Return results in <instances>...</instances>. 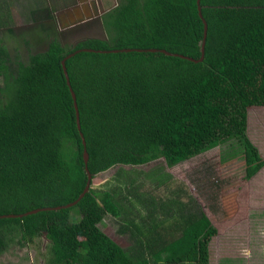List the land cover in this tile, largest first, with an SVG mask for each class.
Returning <instances> with one entry per match:
<instances>
[{
  "label": "trees",
  "instance_id": "16d2710c",
  "mask_svg": "<svg viewBox=\"0 0 264 264\" xmlns=\"http://www.w3.org/2000/svg\"><path fill=\"white\" fill-rule=\"evenodd\" d=\"M199 5L206 22L201 61L146 51H80L64 61L89 183L114 165L162 157L171 166L234 139L241 143L244 178L263 165L245 134V111L264 105V0ZM105 18L108 40L88 37L64 49L51 39L17 65L10 97L0 104V214L62 205L82 190V146L59 64L66 53L162 48L199 56L195 0H124ZM120 173H114L113 188L101 191L100 204L89 187L70 207L0 218V250L6 234L16 231L19 241L44 234L50 241L46 264H208L216 229L198 204L181 187H168L157 199L136 194ZM110 190L135 210L117 229L127 232L125 249L97 226L105 213L117 214ZM71 210L79 215L75 221H69ZM186 232V245L174 250L172 243ZM162 251L169 253L160 258Z\"/></svg>",
  "mask_w": 264,
  "mask_h": 264
},
{
  "label": "rangeland",
  "instance_id": "374dc122",
  "mask_svg": "<svg viewBox=\"0 0 264 264\" xmlns=\"http://www.w3.org/2000/svg\"><path fill=\"white\" fill-rule=\"evenodd\" d=\"M122 1L0 0V104L10 97L9 80L17 65L25 64L30 54L43 51L49 40L55 39L64 49L88 37L108 40L111 30L104 28L105 14ZM245 113V134L264 162V105L246 106ZM63 146L74 150L67 142ZM243 167L241 143L234 139L171 166L162 157L140 165L111 166L99 172L90 187L99 204L101 191L113 188L117 170L120 177L132 181L136 194L153 199L163 197L168 187H181L198 204L202 218L216 229L207 245L208 264H264V163L247 179ZM111 198L117 214L105 213L97 226L125 249L130 243L127 232L118 233L117 229L135 210L117 190L111 192ZM69 215V221L79 217L74 210ZM190 233H182L172 243L173 249L186 245ZM4 240L0 264H46L50 255V241L43 233L19 241L13 231ZM168 253L162 251L159 256Z\"/></svg>",
  "mask_w": 264,
  "mask_h": 264
},
{
  "label": "water",
  "instance_id": "95a60500",
  "mask_svg": "<svg viewBox=\"0 0 264 264\" xmlns=\"http://www.w3.org/2000/svg\"><path fill=\"white\" fill-rule=\"evenodd\" d=\"M195 10H196V14L197 17L200 19L201 25H202V30H201V38L199 41V56L197 58H192L189 56H185L183 54L180 53H173V52H169L165 49L159 48H145V49H140V48H122V49H92V48H86V47H82V48H77L74 49L68 53H66L60 60H59V64H60V68H61V72L64 78V82L65 85L67 86V90L71 99V105H72V109H73V115H74V123H75V128L77 130V134L80 140V144L82 146L81 149V159H82V163H83V171L85 174V182L84 185L82 187V190L79 192V194L77 195V197L65 204L62 205H56V206H51V207H38V208H33L27 211H24L22 213H17V214H12V213H8V214H0V218H15V217H22L25 215H29V214H33L36 213L38 211H44V210H58V209H62V208H67L70 207L72 205H74L82 196L84 193H86L88 191V188L90 187V173L86 168V161H87V153L85 151V142H84V138L82 136V133L79 130V119H78V110H77V106H76V102H75V95L73 90L71 89L70 85H69V81H68V76L66 73V69L64 66V61L69 58L70 56L74 55L77 52L80 51H84V52H96V53H106V52H118V51H122V52H129V51H137V52H141V51H146V52H160L164 55L167 56H174V57H178L181 59H185L187 61H191V62H198L202 60L203 57V45H204V40H205V36H206V22L203 19L201 12H200V5H199V0H195Z\"/></svg>",
  "mask_w": 264,
  "mask_h": 264
}]
</instances>
